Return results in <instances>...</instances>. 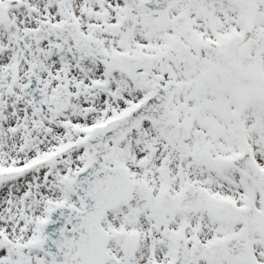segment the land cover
<instances>
[{
	"label": "rangeland",
	"instance_id": "obj_1",
	"mask_svg": "<svg viewBox=\"0 0 264 264\" xmlns=\"http://www.w3.org/2000/svg\"><path fill=\"white\" fill-rule=\"evenodd\" d=\"M141 1L0 0L16 3L0 20V173L57 152L0 185V264H52L40 247L41 224L57 206L80 209L69 183L94 159L82 140L88 127L125 115L169 81L182 86L170 104L180 128L145 122L101 153L134 188L130 202L102 217L106 264H169L176 237L189 264H245L226 253L232 236L253 244L251 264H264V197L231 164L249 146L264 171V103L253 97L264 82V0H248L245 10L233 0H180L171 12L181 20L175 29L159 26ZM128 15L135 28L121 35L117 25ZM169 48L182 58L162 57L147 76L155 54ZM240 52L251 60H239ZM32 72L39 87L50 86L40 112L23 93ZM57 93H70L68 105ZM162 191L173 201L157 206ZM147 221L156 231L145 232ZM160 245L164 260L156 257Z\"/></svg>",
	"mask_w": 264,
	"mask_h": 264
},
{
	"label": "water",
	"instance_id": "obj_2",
	"mask_svg": "<svg viewBox=\"0 0 264 264\" xmlns=\"http://www.w3.org/2000/svg\"><path fill=\"white\" fill-rule=\"evenodd\" d=\"M152 3L147 4V8L150 10H153V8H151L150 6H152ZM157 10H162L161 8L157 9ZM168 9H166L164 12H162V20L166 19V13H167ZM164 112H165V118H166V112H168V104L164 106ZM169 113H167V119H162L161 117H155L152 115H145L143 118H148L151 120H162L166 123H174L175 120L174 118H171L168 116ZM142 118V119H143ZM170 120V121H169ZM159 122V121H157ZM141 123V122H140ZM101 147H98V149H100ZM103 164L101 160H96L93 165L89 168V169H93V168H99L102 169ZM120 175H122L121 171L119 172ZM260 188L263 190V186L261 183H258ZM130 189H128L129 191ZM264 191V190H263ZM130 197L127 196V199ZM126 199V198H125ZM116 204H109L106 205L105 208L109 209L113 206H115ZM85 208L86 211H84L83 213H78L75 212L72 209H60L57 213L53 214L51 217V220L46 224L45 226V230L48 233V237L44 243V250L47 251L48 245L51 244L52 248L58 249L60 248V241H61V237L62 235H66L69 234L67 232H65L63 230L64 226L67 223H72L73 225V232L72 233H76L78 230V227L76 225H82L83 229L82 232H86L88 234V236L86 238H84L83 243L89 244L91 243L94 239H96V237H99L100 240L103 241V244L101 246V253L104 249L105 243H106V239L104 240V237L102 235V233L99 231L100 230V218H101V214L104 212V209H101V212L96 213V210L91 207L90 205L85 203ZM60 212L65 214L64 217L65 218H61L60 217ZM64 220L63 221H60ZM87 219H90L87 221ZM230 252L232 254H234V247H230ZM248 255V254H246Z\"/></svg>",
	"mask_w": 264,
	"mask_h": 264
},
{
	"label": "bare ground",
	"instance_id": "obj_3",
	"mask_svg": "<svg viewBox=\"0 0 264 264\" xmlns=\"http://www.w3.org/2000/svg\"><path fill=\"white\" fill-rule=\"evenodd\" d=\"M96 72V71H95ZM130 100V99H129ZM137 101V100H136ZM135 102V101H134ZM147 233L151 232V225L150 223L147 221L146 222V230ZM162 237V236H161ZM196 247L199 248L198 244H196ZM157 253H161V254H156V257H160L161 259L164 260V256L167 254L166 250H164V247L162 245L157 246L156 248ZM204 258L203 256H200V259ZM158 262H160L159 260H157Z\"/></svg>",
	"mask_w": 264,
	"mask_h": 264
}]
</instances>
